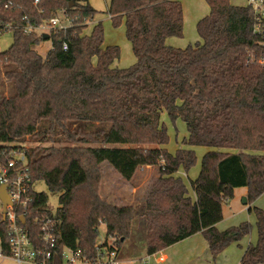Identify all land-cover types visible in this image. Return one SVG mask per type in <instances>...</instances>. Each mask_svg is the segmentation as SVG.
Masks as SVG:
<instances>
[{
    "label": "trees",
    "instance_id": "obj_1",
    "mask_svg": "<svg viewBox=\"0 0 264 264\" xmlns=\"http://www.w3.org/2000/svg\"><path fill=\"white\" fill-rule=\"evenodd\" d=\"M204 1L209 14L196 25L201 43L178 49L164 43L182 36L178 0H110L112 25L124 20L135 58L132 66L119 69L112 67L119 48L103 45L101 24L83 33L96 13L88 0H0V29L22 26L24 17L39 25L60 12L68 21L48 35L52 43L44 55L35 50L43 34L20 28L0 52V152L24 149L27 137L51 144L24 150L32 180H42L59 205L52 212L46 194H33L26 223L33 241L39 233L34 215L42 213L57 220L59 247L93 254L101 225L105 238L116 237L118 249L130 239L135 209L98 195L97 166L103 162L125 181L139 167L157 169L140 214L146 256L201 234L215 259L250 234L246 222L224 231L215 226L234 189L246 188L247 204L264 195V63L259 62L264 48L252 32L248 6ZM163 112L185 124L189 148L173 155L165 150ZM55 141L68 145L55 147ZM197 146L210 150L190 181L192 200L174 175L194 166L191 148ZM248 211L254 212L257 238L239 264L264 263V213L256 207ZM2 229L0 224L3 240Z\"/></svg>",
    "mask_w": 264,
    "mask_h": 264
},
{
    "label": "rangeland",
    "instance_id": "obj_2",
    "mask_svg": "<svg viewBox=\"0 0 264 264\" xmlns=\"http://www.w3.org/2000/svg\"><path fill=\"white\" fill-rule=\"evenodd\" d=\"M110 0H88L89 6L96 12L94 20L100 23L103 29V42L106 46H117L119 48V60L116 61V66L119 69H125L134 64V57L131 51V46L125 37L124 21L121 20L117 27L112 25V22L107 13L106 5L108 8ZM182 6L183 12V28L184 32L180 40L186 41L191 36L198 37L196 31V25L198 21L209 14V8L204 0H178ZM230 5L241 6L245 4V0H228ZM13 41L12 31L8 30L0 36V52L6 51ZM190 45L194 46L195 42L189 40ZM51 40L41 41L35 48L40 54L44 55V52L51 48ZM194 44V45H193ZM189 44L185 46L188 47ZM184 49V48H183ZM0 80L2 75L0 73ZM159 123L165 128L168 136V142L165 145V150L173 155L177 150L183 148H189L186 144L187 131L185 124L176 119L171 121L166 113H161L159 117ZM25 150L40 147H49L51 144L39 145V143L31 137L25 138L22 143ZM55 147H62L65 142L52 143ZM87 146V145H86ZM96 146V145H95ZM196 160L193 167H191L186 173L183 171V175L179 177L186 186L189 197H193V192L190 187V181H193L198 176L200 171V164L202 156L210 149L206 147H193ZM98 174V195L103 200L107 201L111 205L117 207L132 206L135 209L136 216L134 217L133 224L131 226L130 239L126 240L119 248L120 257L123 258H135L140 255V249H143L144 240V227L143 219L140 214L143 211L144 205L142 200L149 192L152 183L156 180L158 174L157 169L150 166L139 167L131 180H123L107 163L103 162L97 166ZM33 191L36 193H44L48 197V208L54 212L58 207L57 195H52L48 192L45 183L42 180L33 181ZM242 198L235 197L229 205H223L222 220L215 226L218 231H224L230 227H236L239 224L246 222L250 225V234L244 237L238 243L230 244L219 256L215 259L210 257L209 264H239L241 254L243 250L248 246L255 244L257 238L255 215L253 211L248 212L247 208L254 207L260 209L264 213V195L257 197L247 205L242 204ZM139 214V216H138ZM201 235V234H200ZM105 237V227L101 225L99 227L97 242L103 240ZM201 238L203 239L202 235ZM201 242H205L204 239ZM179 243V242H178ZM177 244V243H176ZM201 245H199L200 247ZM206 249V247H205ZM157 258L152 259L150 257V264H162ZM4 264H16L11 261H6Z\"/></svg>",
    "mask_w": 264,
    "mask_h": 264
},
{
    "label": "built area",
    "instance_id": "obj_3",
    "mask_svg": "<svg viewBox=\"0 0 264 264\" xmlns=\"http://www.w3.org/2000/svg\"><path fill=\"white\" fill-rule=\"evenodd\" d=\"M10 5L11 2H7L5 8ZM246 6L250 8L253 16L252 32L260 38V44L264 48V0H246ZM60 15L61 12L39 25L29 24L24 17V25L7 24L0 29V36L8 30L14 31L18 28L25 34H53L68 26V23L61 22ZM62 49H66L65 42H62ZM259 62L264 63V59ZM24 150L11 147L0 152V186H5L10 202L4 208L0 201V224L4 236L3 240L0 237V260L10 259L16 264H52L58 258L60 264H121L114 236L96 241L94 253L91 255L80 248L59 247L54 232L57 220L44 213L40 216L34 215L33 222L37 224L39 233L32 240L26 223L32 211L33 194L36 192L33 191V180ZM20 218L24 219L23 224ZM150 257L145 256L131 264H150Z\"/></svg>",
    "mask_w": 264,
    "mask_h": 264
},
{
    "label": "crops",
    "instance_id": "obj_4",
    "mask_svg": "<svg viewBox=\"0 0 264 264\" xmlns=\"http://www.w3.org/2000/svg\"><path fill=\"white\" fill-rule=\"evenodd\" d=\"M241 6H246V0H245V4L241 5ZM106 9H107V5H106ZM182 14H183V12H182ZM60 17H61L60 20L63 24L68 23L67 19H65L62 15H60ZM109 18H110V16H109ZM96 23H97V21H95L94 17H93V19L86 24V28L83 30V33L89 34L92 27ZM183 32H184V28L182 29V35H183ZM181 37H167L165 39L164 43H165V45H167L169 47L178 48V49L185 48V46L187 44H189V46H191L189 43L190 42L189 40L195 42L194 44L201 43L199 36L195 37L193 35V36H191V38L189 37V39H187L186 41L180 40ZM103 45L106 46L104 44V42H103ZM47 51H45V52H47ZM45 52H44V54H45ZM118 60H119V58L112 63V67L117 68L115 63ZM134 62H135V58H134ZM151 169H152V167H151ZM182 172L183 171L181 169H179L174 176L176 177L179 175H183ZM246 194H247V190L244 187L234 189L233 198L230 201H228L227 203H225V205H229L232 201H234L235 197L246 198ZM191 199L192 200L195 199L194 193H193V197H191ZM245 205H247V202ZM249 208L251 209V207H248L247 210ZM133 221H135V220H133ZM132 224H133V222H132ZM201 239L202 238H201L200 234H195V235H193L187 239H184L183 241H181L177 244H174V245L168 247L167 249H165L163 251H160L156 254L151 255V258L152 259L157 258V260H159V262H163L162 264H209V259H210L211 255H210V252L208 249V245H207L205 240H204L205 241L204 243L201 242ZM199 245H201V246L199 247ZM205 247H206V249H205ZM140 253L141 254L135 258H133V257L123 258V257H120V254H119L121 264H131V262L134 263L135 261H138V260H140L146 256L144 254V249H140ZM6 261H11V260L10 259H6L3 261L0 260V264H4ZM11 262H13V261H11Z\"/></svg>",
    "mask_w": 264,
    "mask_h": 264
},
{
    "label": "water",
    "instance_id": "obj_5",
    "mask_svg": "<svg viewBox=\"0 0 264 264\" xmlns=\"http://www.w3.org/2000/svg\"><path fill=\"white\" fill-rule=\"evenodd\" d=\"M43 40H47L48 35L47 34H43L42 35ZM0 201L2 202L3 207L5 208L7 205L10 204L6 191H5V186H0ZM242 204L245 205L246 204V198L242 199ZM21 223H24V219L20 218Z\"/></svg>",
    "mask_w": 264,
    "mask_h": 264
}]
</instances>
